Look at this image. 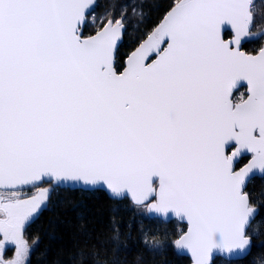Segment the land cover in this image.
<instances>
[{
  "label": "snow or ice",
  "instance_id": "6c2138e0",
  "mask_svg": "<svg viewBox=\"0 0 264 264\" xmlns=\"http://www.w3.org/2000/svg\"><path fill=\"white\" fill-rule=\"evenodd\" d=\"M94 7L0 0V264H30L24 230L62 185L104 187L186 221L174 246L195 264L243 258L258 214L244 189L264 177V47L242 50L264 39L252 31L255 0H175L122 71L124 17L83 38ZM41 183L50 187L21 196Z\"/></svg>",
  "mask_w": 264,
  "mask_h": 264
},
{
  "label": "trees",
  "instance_id": "16d2710c",
  "mask_svg": "<svg viewBox=\"0 0 264 264\" xmlns=\"http://www.w3.org/2000/svg\"><path fill=\"white\" fill-rule=\"evenodd\" d=\"M174 4L175 0H97L83 35L95 33L108 20L124 17L125 31L115 57V67L120 70L124 58ZM253 11L252 31L262 24L264 0H255ZM261 43L260 38L246 40L242 48L254 53ZM245 161L246 157L241 158L237 166ZM245 191L259 209L248 228L252 248L244 258L215 257L213 264H264V177L249 181ZM184 229L185 224L176 219L149 217L145 208L128 198H111L101 189L60 187L52 193L46 209L26 226L25 236L36 241L30 264H190L189 257L174 246ZM145 240L149 245L159 242L163 247L149 251Z\"/></svg>",
  "mask_w": 264,
  "mask_h": 264
},
{
  "label": "water",
  "instance_id": "95a60500",
  "mask_svg": "<svg viewBox=\"0 0 264 264\" xmlns=\"http://www.w3.org/2000/svg\"><path fill=\"white\" fill-rule=\"evenodd\" d=\"M96 2H97V0H95V5H96ZM174 6V5H173ZM173 6H171V7H173ZM171 7L165 12V14L162 16V18L159 20V22H158V24H157V26L162 22V20H163V17L167 14V12L168 11H170L171 10ZM108 22V21H107ZM106 22V23H107ZM104 26V25H103ZM103 26L101 27V28H99L97 31H99V30H101L102 28H103ZM156 26V27H157ZM125 31V30H124ZM226 32H228L229 33V35L228 36H225V33ZM95 33H93V34H91V35H94ZM123 34H124V32H123ZM150 34V33H149ZM88 36H90V35H88ZM88 36H84L83 35V38H87ZM147 36H148V34L141 40V42L140 43H142L146 38H147ZM222 36H223V38L225 39V40H229V39H231L232 38V33H231V31L230 30H227V29H225L223 32H222ZM122 39H123V35H122V37H121V40L118 42V47L120 46V44H121V42H122ZM245 42V41H244ZM140 43L131 51V52H129V54L126 56V58L124 59V61H123V66H122V68L119 70V71H122L123 70V67H125L126 66V60H127V57L129 56V55H131V53L133 52V51H135V49L140 45ZM244 44V43H243ZM118 47H117V49H118ZM262 47H264V46H262ZM117 49L115 50V52H114V64H115V57H116V51H117ZM260 49V48H259ZM258 49V50H259ZM242 50L243 51H245L243 48H242ZM257 50V51H258ZM257 51L256 52H254V53H252V52H246L247 54H251V55H255L256 53H257ZM118 71V70H117ZM242 87H243V85H242ZM241 88V87H240ZM244 88H245V92L247 91V89H246V85L244 86ZM236 91V90H235ZM234 91V92H235ZM246 98V97H245ZM239 102V101H238ZM245 157H248V156H245ZM250 157H248V159H249ZM248 159L243 163V164H241V165H239V166H237V164L238 163H236L235 164V169L236 170H239V168H241V167H243L247 162H248ZM239 161H240V159H239ZM257 177H260V176H257ZM249 183V182H248ZM247 187V186H246ZM61 188H70V189H75V188H79V189H84V190H94V189H101V190H103V191H105L106 193H107V195L109 196V197H111V198H115V199H122V198H124V197H114V196H111L110 195V193H109V191L106 189V188H104V187H88V186H83V185H76V186H61ZM246 189V188H245ZM244 189V190H245ZM130 201H131V199L130 198H128ZM132 202V201H131ZM149 202H151V201H149ZM133 203V202H132ZM134 204V203H133ZM259 210V209H258ZM146 212H147V210H146ZM147 215L149 216V217H157V218H160V217H158V216H155V215H153V214H149V213H147ZM257 216V215H256ZM255 216V217H256ZM161 219V218H160ZM172 219H176L177 221H179V222H181V223H183V224H185V229H184V231L178 236V238L181 236V235H183L184 233H186L187 232V222L186 221H180L178 218H176L174 215H170L169 217H167L164 221H169V220H172ZM255 219V218H254ZM254 219H252L251 220V222H250V224H249V226L251 225V223H252V221L254 220ZM249 226L247 227V233H248V228H249ZM177 238V239H178ZM252 243H253V241H252V237H251V248H252ZM180 254H182V255H185V256H187V257H189V259H190V264H195V262H194V260H193V258H192V256H191V253H188L187 251H183V250H177ZM248 254H249V252H248ZM247 254V255H248ZM246 255V256H247ZM246 256H244V257H246ZM215 257H222V258H224V259H226V260H236V259H241V258H238V257H236V256H227V254H225L224 256H221V255H219V254H214L213 255V257H212V260H211V264H213V260L215 259ZM243 257V258H244Z\"/></svg>",
  "mask_w": 264,
  "mask_h": 264
},
{
  "label": "rangeland",
  "instance_id": "374dc122",
  "mask_svg": "<svg viewBox=\"0 0 264 264\" xmlns=\"http://www.w3.org/2000/svg\"><path fill=\"white\" fill-rule=\"evenodd\" d=\"M260 3V2H259ZM115 22V21H114ZM254 32H258V33H262V34H264V17H263V20H262V24L259 26V27H257L255 30H254ZM256 38H259V36L258 37H256ZM262 46H264V39H262ZM261 46V47H262ZM260 47V48H261ZM126 58V57H125ZM124 58V59H125ZM119 71V70H118ZM241 96H244V94H243V92L242 91H240L239 93H238V95H237V98L240 100V98H241ZM245 97H246V92H245ZM47 187H50V185H48V184H40L37 188H29L27 191H25V192H21V196L22 197H30V196H32V195H35L38 191H39V189L40 188H47ZM48 204V203H47ZM145 211H146V208H145ZM146 214H147V212H146ZM23 235H24V239H25V241L28 243V245H29V247H30V253H31V251H32V249H34L33 248V244H34V242H36L35 240H29L28 238H26V236H25V230H24V233H23ZM0 240H3V236L2 235H0ZM14 254H15V248H14V246H12V247H10V248H8L7 250H5L3 253H2V258L4 259V261L5 262H7L8 260H10V259H12V258H14Z\"/></svg>",
  "mask_w": 264,
  "mask_h": 264
},
{
  "label": "flooded vegetation",
  "instance_id": "af4514ba",
  "mask_svg": "<svg viewBox=\"0 0 264 264\" xmlns=\"http://www.w3.org/2000/svg\"><path fill=\"white\" fill-rule=\"evenodd\" d=\"M240 91H242L243 94H244V96H245V88H244V87L239 88L238 90H236V91L233 93V101H234V102H238V101H239V99L237 98V95H238V93H239ZM247 159H248V157H246V160H247Z\"/></svg>",
  "mask_w": 264,
  "mask_h": 264
}]
</instances>
